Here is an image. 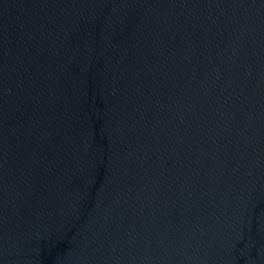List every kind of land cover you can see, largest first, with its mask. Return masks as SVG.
Returning <instances> with one entry per match:
<instances>
[{
	"label": "water",
	"instance_id": "obj_1",
	"mask_svg": "<svg viewBox=\"0 0 264 264\" xmlns=\"http://www.w3.org/2000/svg\"><path fill=\"white\" fill-rule=\"evenodd\" d=\"M0 264H264V0H0Z\"/></svg>",
	"mask_w": 264,
	"mask_h": 264
}]
</instances>
